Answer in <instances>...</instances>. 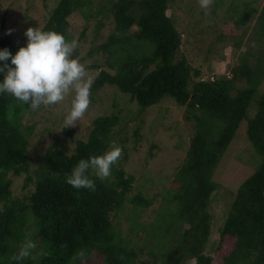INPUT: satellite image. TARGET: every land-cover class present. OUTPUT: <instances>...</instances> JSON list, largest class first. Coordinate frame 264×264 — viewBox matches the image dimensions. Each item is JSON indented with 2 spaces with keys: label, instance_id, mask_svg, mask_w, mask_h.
Wrapping results in <instances>:
<instances>
[{
  "label": "trees",
  "instance_id": "obj_1",
  "mask_svg": "<svg viewBox=\"0 0 264 264\" xmlns=\"http://www.w3.org/2000/svg\"><path fill=\"white\" fill-rule=\"evenodd\" d=\"M38 1L25 0L21 5L17 34L0 30V48L15 54L26 45L24 32L29 27L63 33L78 42L74 56L96 73L90 92L92 105L99 104L96 95L106 86L119 91L116 107L124 101L145 110L170 98L185 109L183 117L190 127L188 147L168 188L167 182L161 183L165 177L157 175L152 165H143L144 156L137 157L139 167L145 166V181L152 178L146 184L162 185L156 195L163 199L157 213L170 207L159 220L154 215L150 222H141L155 198H146L144 193L132 196L136 176L127 168L129 153L138 143L125 148L128 139L119 134L125 131L126 119L120 112L97 115L87 126L85 138L75 141L71 154L64 140L66 135L74 140L75 130L61 123L63 134L50 133L45 138L51 139L47 146L45 142L35 144L46 148L36 160L30 147L40 117L49 115L47 121L59 127L53 105L32 110L10 94L0 95V264H264V93L255 98L264 80V53L252 66L247 50L230 70L231 76L211 80V73L205 70L212 58H220L216 64L221 62L217 52L221 45L239 51L252 23L251 48L264 44V0L261 5L257 0H211L208 14L200 8L196 14L202 20L185 28L178 16L180 10L190 16V0L186 5L185 0L177 5L173 0H58L50 8L43 0L48 8L36 14ZM226 9L236 10V21L223 20L211 44L196 51L207 27H213L204 26V21ZM9 11L5 9L2 16L3 27ZM78 13L85 23L77 38L71 18ZM109 22L113 24L111 34L96 45L98 34L111 26ZM185 44H193L199 56L193 57ZM159 113L149 131L163 125L165 113ZM140 116L133 135L136 141L146 137L142 133L146 118ZM244 121L246 135L262 158L238 191H230L234 200L218 241L212 242L215 215L211 205L221 187L215 171ZM115 143L123 155L113 164L110 177L100 179L89 170L94 189H76L66 182L80 159L101 155ZM150 147L147 153L153 156L155 146ZM20 178L22 190H28L22 198L14 192ZM28 239L36 244L32 254L16 259Z\"/></svg>",
  "mask_w": 264,
  "mask_h": 264
},
{
  "label": "rangeland",
  "instance_id": "obj_2",
  "mask_svg": "<svg viewBox=\"0 0 264 264\" xmlns=\"http://www.w3.org/2000/svg\"><path fill=\"white\" fill-rule=\"evenodd\" d=\"M54 1V3H53ZM58 0H46V4L48 7H52L57 3ZM174 3L177 5L180 0H173ZM251 1V0H250ZM25 0H0V30L1 31H7L9 28L13 29L11 34L16 33L18 23L21 21V5L24 4ZM189 2V0H185L183 3L186 5ZM263 0H257V4L261 5ZM189 10H190V16L187 15L186 10H180V15L178 16V21L181 25V27L185 28L192 26L193 22H197L199 17L197 16L196 12L201 7L199 5L198 0H190L189 2ZM46 7L45 3L43 5V0H39L36 5V14H39L38 12H41ZM187 7V6H186ZM9 8V14H7V23L3 27L2 26V16L4 14L5 9ZM226 13L222 14L219 13V16L216 18H210L207 21H204V26H213V27H207V32H205L204 37L199 42V47L196 51H200L203 46H209L210 40L217 34L218 30L223 25V20H227L228 22L232 19L236 21L238 16L236 15V10H231L228 12V10H225ZM224 11V12H225ZM173 13V12H170ZM171 15V14H170ZM221 17V18H220ZM43 21V20H42ZM71 22L75 27V36L78 38V33L82 29V25L85 23V19L81 15V13H78L74 15L71 18ZM41 23V22H40ZM110 25H108L106 28H104L102 34H98L96 41V45H99L100 43L104 42L108 36L111 34L113 30V24L109 22ZM199 26H202V22H200ZM203 26V27H204ZM197 27V26H196ZM194 27L193 29H195ZM254 23L251 24V27L249 30H247L248 38L245 41V44L243 43V46L239 51H235L232 49L233 46L229 47H222V45L218 48L217 52L221 54V62L219 64H216L220 58H212L209 63L206 65V72L209 71L211 73V76L214 75V77H220L222 75H228L231 76L230 70L235 67L236 61L238 58H241L243 55H246V51L248 50L250 52V55L252 59L250 60V65L255 66L258 59L257 56L264 53V44L256 47L251 48L253 45V41L251 39V35H253L251 32H253ZM253 30V31H252ZM17 34V33H16ZM209 40V41H208ZM88 44H85L86 47ZM220 45V44H219ZM184 47L188 50L193 52V57L199 56L198 52H194V46L193 44H185ZM208 48V47H207ZM225 48V50L223 49ZM262 51V52H261ZM198 53V54H196ZM264 56V55H263ZM190 57V56H189ZM199 59V58H195ZM203 60V59H202ZM201 61V60H200ZM214 61V62H213ZM213 62V63H212ZM261 63H264V58L261 60ZM215 64V65H214ZM88 70V69H87ZM95 71H87V76L90 77L92 80L95 77ZM119 91L113 87V86H107L104 87V89L100 90V92L96 95V98H99V104L95 107V105H92L90 103L88 109L86 110L85 114L79 118L76 121V124L72 126L75 130V136L74 140H71L67 135L65 136L64 140V147L65 149L71 154L74 152V148L76 146L75 141L77 139H84L88 129L87 126L91 125L93 119L99 115V114H107V115H114V113L120 112L121 117H125L126 122L124 124L125 131H121L119 136L122 138H127L128 141L126 142L127 147H133L135 144H137L136 149H132V151L129 153V164L128 165V172L131 174H135V183L133 187L132 196L137 193H144L146 198H155L156 202L153 206L149 207L146 212H144L141 222H150L152 216L156 215V219L159 220L161 215H164V211L169 212L170 207H164V209L158 214L157 210L161 209L159 202L160 198H156V194L160 193L162 189L161 183L167 182V188L169 185V182L173 179L175 172L180 167V165L183 162V159L186 155V148L188 147V140H189V131L190 127L188 126V122L183 117L184 114V108L176 104L175 101H173L170 98L165 99V102L162 103L159 106H152L148 109L141 110L138 108V106L135 103H129L125 104L124 101L119 105L118 107L114 106L115 97L118 95ZM264 93V80L262 81V84L259 88V92L256 95V100L261 97V94ZM73 94L70 93L67 95L64 100L60 101L58 104L53 105V108L55 109V119L57 121L56 124H51L48 121H50L49 115L46 116L44 114V117H40V121L37 124L36 127V134L33 137V143L34 146L30 147V150L32 154L34 155L35 159L37 160L38 157L42 156V154L45 152L44 148L48 145V143L51 141V139L46 140L47 136L52 133H59L63 134L62 128L60 126L61 123L64 122L65 115L70 111L71 108V100H72ZM118 97V96H117ZM127 101L130 100V97H126ZM118 100L121 102V98H118ZM172 101V102H171ZM48 106H44V109ZM170 108V109H168ZM165 113V121L163 125H161L158 129H154L152 131H149V126L155 119V117L160 116L161 114L159 112ZM254 113L253 106L249 109V114L252 115ZM116 115V114H115ZM119 115V114H118ZM141 115V116H140ZM42 116V115H41ZM53 116V114H52ZM139 116L142 118H146V122L143 125L142 133H145V138L143 140L136 141L134 138L135 130L138 128L140 121ZM39 119V115L34 117L33 121ZM48 120V121H47ZM124 123V121H123ZM158 124V120H157ZM247 130V123L244 121L241 123L239 131L237 132L236 136L232 140V143L227 149V152L224 154L221 162L219 163L216 171H215V181H218V183L221 185L220 188L215 192L218 194V197H215L211 209L215 215L213 221V227H212V242H216L219 239L220 236V228L222 227L227 214L229 212V208L231 203L234 200V196L230 195V191L236 192L238 191L239 186L243 183V180L245 177L253 171H255L260 164L261 155L258 153V151L254 148L250 140L248 139L246 135ZM43 143L45 142V146L43 147H36V143ZM115 146H119L118 144H113ZM115 146H111V149ZM150 146H155L153 149V156H150L147 151L152 148ZM136 150V151H135ZM140 152V154H139ZM123 155V151L121 152V155L117 161H121V157ZM144 156L142 159V164L152 165L157 170V175H161L162 177H165L164 181L161 180V183H154L152 184H146V181L152 182L151 179H147L145 181V177L142 174V168L139 167L138 163L140 160L137 158L138 156ZM126 162V163H128ZM22 182L23 179L20 178L15 183L14 192L18 197H23L25 193H27L26 190H22ZM33 189V188H32ZM215 194V195H216ZM219 194L221 196H219ZM229 194V195H228ZM163 200V199H162ZM163 203V202H162ZM166 203V202H164ZM161 204V203H160ZM160 207V208H159ZM155 212V213H154ZM158 220L156 222H158ZM123 225V229H127L129 226L127 223H125L121 219ZM142 235H144L143 232H141ZM140 235V234H138ZM139 255V254H138ZM157 258L161 259L160 257L156 256ZM155 258V257H154ZM158 260V259H157ZM153 263V261H151ZM151 264V263H150Z\"/></svg>",
  "mask_w": 264,
  "mask_h": 264
},
{
  "label": "clouds",
  "instance_id": "obj_3",
  "mask_svg": "<svg viewBox=\"0 0 264 264\" xmlns=\"http://www.w3.org/2000/svg\"><path fill=\"white\" fill-rule=\"evenodd\" d=\"M198 2L207 15L211 0ZM12 31L9 28L7 33L11 34ZM24 35L27 43L19 47L15 54L8 48H0V62H3L0 63V95L10 94L32 110H37L42 105L58 104L72 93L71 108L65 115L64 123L67 127L75 125L90 105L92 86V79L86 75L88 70L74 56L78 42L68 40L56 30H42L40 26L27 28ZM210 79L214 80V75H210ZM121 152V147L115 146L101 155L80 159L67 176L66 182L76 189H94L95 181L90 177L89 170L94 171L100 179L110 177L112 166ZM158 198L161 205L162 197ZM155 202L154 199L151 206ZM35 247V241L26 240L16 259L29 257Z\"/></svg>",
  "mask_w": 264,
  "mask_h": 264
}]
</instances>
